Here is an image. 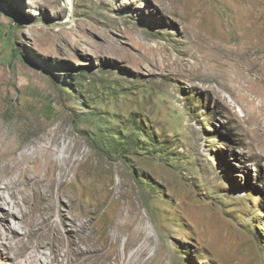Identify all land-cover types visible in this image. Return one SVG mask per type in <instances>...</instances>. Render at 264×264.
<instances>
[{
	"label": "rangeland",
	"instance_id": "1",
	"mask_svg": "<svg viewBox=\"0 0 264 264\" xmlns=\"http://www.w3.org/2000/svg\"><path fill=\"white\" fill-rule=\"evenodd\" d=\"M16 113L92 140L105 181L66 185L99 232L102 185L133 187L142 264H264V0H0L1 119Z\"/></svg>",
	"mask_w": 264,
	"mask_h": 264
},
{
	"label": "bare ground",
	"instance_id": "2",
	"mask_svg": "<svg viewBox=\"0 0 264 264\" xmlns=\"http://www.w3.org/2000/svg\"><path fill=\"white\" fill-rule=\"evenodd\" d=\"M77 132L64 120L16 113L3 121L0 114V254L13 264H142L145 218L133 187L110 201L102 185V216L113 215V235L99 232L91 204L68 190L69 179L90 193L105 181L92 140L84 144Z\"/></svg>",
	"mask_w": 264,
	"mask_h": 264
}]
</instances>
